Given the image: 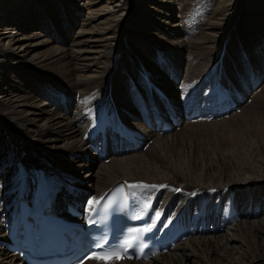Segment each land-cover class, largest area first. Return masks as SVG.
I'll list each match as a JSON object with an SVG mask.
<instances>
[{
	"label": "bare ground",
	"instance_id": "1",
	"mask_svg": "<svg viewBox=\"0 0 264 264\" xmlns=\"http://www.w3.org/2000/svg\"><path fill=\"white\" fill-rule=\"evenodd\" d=\"M187 1L0 0V242L8 200L29 185L30 170L38 167L56 185L96 197L120 181L157 185L149 191L162 200L176 193L175 217L185 208L180 218L199 213V221L224 227L216 234L204 229L145 263L114 264H264V60L232 62L230 70L223 54L224 85L239 87L247 69L261 78L257 91L227 118L163 136L132 121L136 106L129 91L135 87L144 95L142 80L149 100L158 92L179 98L180 89H195L211 67L217 75L223 48L230 55L237 51L246 29L264 40V15L245 14L244 0H215L198 17L182 8ZM61 10L70 18L62 27ZM241 20L245 24L237 25ZM232 37L236 43L228 49ZM15 64L49 77H26ZM134 99L141 104L139 95ZM117 119L149 143L100 162L85 136ZM16 261L0 246V264Z\"/></svg>",
	"mask_w": 264,
	"mask_h": 264
},
{
	"label": "rangeland",
	"instance_id": "2",
	"mask_svg": "<svg viewBox=\"0 0 264 264\" xmlns=\"http://www.w3.org/2000/svg\"><path fill=\"white\" fill-rule=\"evenodd\" d=\"M81 1H82L81 3L84 4L85 0H81ZM247 2H248V0H244L245 4L243 5V7L245 10V14H263L264 15V0H249V7L248 8L246 7ZM216 4H217V1H215V0H188L186 2V4L183 5L182 8H184L186 10V11L184 10L185 12L189 11L191 15L198 17V16H203V14L205 15L206 13L210 12ZM243 7H242V13H243ZM66 9L70 11V9H68V8H66ZM204 11H205V13H204ZM58 12H54L52 16L56 17ZM61 12H62V14L59 17L60 19L58 18L59 21L57 24L62 27L63 25L64 26L66 25V23L68 22V19L70 20V18H63V11L61 10ZM82 14H83L82 16L77 17L76 22H82L81 20L84 19L83 16L85 15V11H83ZM263 15H262V17H263ZM35 19H36V17H35V15H33L32 20H35ZM63 21H66V22L64 23ZM190 22H196V20H190ZM241 24L243 25L245 23L241 20L240 22H238L237 25L241 26ZM41 26H44V25H39L38 28ZM202 26H203V24H199L198 26L190 27L191 28V34H195L197 29H200ZM79 28H80V25L78 23L76 29H79ZM21 29L24 30L25 28L21 27ZM47 29L49 30L50 28H47ZM245 34H246L245 40L243 39L244 43L242 42V44H241L242 48L239 46L240 48L236 49L237 51L232 52L231 55H230L228 50L225 53H223L226 49V46L223 48V51H222V54L220 55V60L218 63L219 71L221 70V73H219V71H218L217 75L219 74L220 77L224 71V69H222V67L220 65L222 58H223L222 57L223 54L228 55V57H229L230 62L228 61V63H229V65H231L230 70H232V65H233L232 62H236V61H238V62L250 61L251 62V60H252V63L255 62V64H258V62H262L264 60V40H261L259 42L257 41V39L261 37L260 32H259V34L256 33L255 31H251V33H249V31L246 29ZM228 40L229 39H227V42H225V43H227V48L231 49V46L234 45L236 43V41L233 37L229 41ZM254 42H257V45ZM42 50H44V52H45L46 48H42L41 51ZM242 50H243V53H242ZM12 66L14 67L15 71L22 73L26 77H49L42 70H39V69H34V68H30V67L25 68L20 64H15ZM245 73H246V71H245ZM243 76H245V75L243 74ZM3 87H4V85H3Z\"/></svg>",
	"mask_w": 264,
	"mask_h": 264
},
{
	"label": "snow or ice",
	"instance_id": "3",
	"mask_svg": "<svg viewBox=\"0 0 264 264\" xmlns=\"http://www.w3.org/2000/svg\"><path fill=\"white\" fill-rule=\"evenodd\" d=\"M130 189H157V185H147V184H130L128 185ZM166 187V186H164ZM100 204V200L90 201V207L95 208ZM110 206V204H109ZM151 209V200L150 198L145 201L142 208V213L146 214L148 210ZM156 217H159V213H156ZM137 218H143V215L138 216ZM133 244V238L129 237L123 239L122 241H117L113 244H109L107 239H103L95 243L93 251H90L82 260L79 261V264H87L89 260L103 262V264H114L115 261L121 259H131L129 253V248Z\"/></svg>",
	"mask_w": 264,
	"mask_h": 264
}]
</instances>
